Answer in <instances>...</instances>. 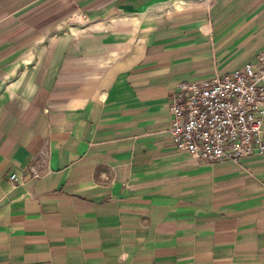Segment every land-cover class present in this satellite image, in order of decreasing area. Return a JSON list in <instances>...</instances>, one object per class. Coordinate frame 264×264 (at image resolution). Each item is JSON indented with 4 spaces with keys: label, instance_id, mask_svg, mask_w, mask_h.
<instances>
[{
    "label": "crops",
    "instance_id": "0c3cea01",
    "mask_svg": "<svg viewBox=\"0 0 264 264\" xmlns=\"http://www.w3.org/2000/svg\"><path fill=\"white\" fill-rule=\"evenodd\" d=\"M262 55L264 0H0V264H264V152L170 133L180 83Z\"/></svg>",
    "mask_w": 264,
    "mask_h": 264
},
{
    "label": "built area",
    "instance_id": "2783aa9c",
    "mask_svg": "<svg viewBox=\"0 0 264 264\" xmlns=\"http://www.w3.org/2000/svg\"><path fill=\"white\" fill-rule=\"evenodd\" d=\"M260 64L178 85L170 106V133L179 150L207 164L240 163L264 152L263 55ZM27 175L40 177L39 161H33L21 177L13 174L10 181L16 186Z\"/></svg>",
    "mask_w": 264,
    "mask_h": 264
}]
</instances>
